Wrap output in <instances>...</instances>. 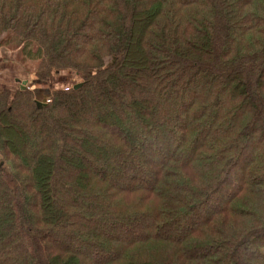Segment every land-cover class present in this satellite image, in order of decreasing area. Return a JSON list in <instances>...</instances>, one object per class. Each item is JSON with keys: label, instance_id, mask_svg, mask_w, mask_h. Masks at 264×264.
I'll return each mask as SVG.
<instances>
[{"label": "trees", "instance_id": "trees-1", "mask_svg": "<svg viewBox=\"0 0 264 264\" xmlns=\"http://www.w3.org/2000/svg\"><path fill=\"white\" fill-rule=\"evenodd\" d=\"M0 46L81 78L0 92V264H264V0H0Z\"/></svg>", "mask_w": 264, "mask_h": 264}, {"label": "crops", "instance_id": "crops-1", "mask_svg": "<svg viewBox=\"0 0 264 264\" xmlns=\"http://www.w3.org/2000/svg\"><path fill=\"white\" fill-rule=\"evenodd\" d=\"M15 58V54L0 46V92L4 90L15 91L19 85L26 83L35 92L38 99L47 103L57 88L50 85L51 80L49 83L43 84L41 81L39 83L33 75L28 76L26 71L15 62ZM70 85L71 83L65 82L63 87L69 88Z\"/></svg>", "mask_w": 264, "mask_h": 264}, {"label": "rangeland", "instance_id": "rangeland-1", "mask_svg": "<svg viewBox=\"0 0 264 264\" xmlns=\"http://www.w3.org/2000/svg\"><path fill=\"white\" fill-rule=\"evenodd\" d=\"M28 76H31V75H28ZM54 79V80H53ZM52 81L51 82V86L52 87H54V88H57V89H55V90H59V89H64V87H63V84L66 82V83H71V85H70V87H73V86H75V85H77V84H79L80 83V80H81V78L79 79H77V77L75 76V74H70V73H61V74H57V75H53V76H51L48 80H46L45 82H43V84L44 83H49V81ZM39 83H41L39 80H37ZM74 83V84H73ZM20 86H22V85H19L18 87H17V89H19V87ZM69 87V88H70ZM16 89V90H17ZM31 89V88H30ZM15 90V91H16ZM54 90V91H55ZM33 91V90H32ZM53 91V92H54ZM33 93H34V95H35V99L38 101V103H42L43 105L42 106H45L44 104H46V102H44V101H41L40 99H38V97H36V94H35V92L33 91ZM245 161V160H244ZM246 162V161H245Z\"/></svg>", "mask_w": 264, "mask_h": 264}, {"label": "water", "instance_id": "water-1", "mask_svg": "<svg viewBox=\"0 0 264 264\" xmlns=\"http://www.w3.org/2000/svg\"><path fill=\"white\" fill-rule=\"evenodd\" d=\"M23 85L25 86L26 83H24ZM80 86H81V85L78 84V85H75L74 88H75V89H78ZM42 105H43L42 103H38V106H42ZM44 105H46V104H44Z\"/></svg>", "mask_w": 264, "mask_h": 264}]
</instances>
